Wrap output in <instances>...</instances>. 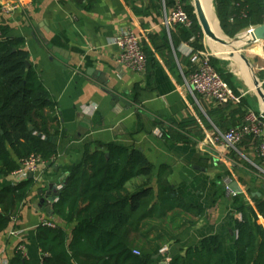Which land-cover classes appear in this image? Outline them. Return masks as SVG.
I'll list each match as a JSON object with an SVG mask.
<instances>
[{
  "label": "crops",
  "instance_id": "obj_1",
  "mask_svg": "<svg viewBox=\"0 0 264 264\" xmlns=\"http://www.w3.org/2000/svg\"><path fill=\"white\" fill-rule=\"evenodd\" d=\"M174 3L0 0V7L9 11L1 15L0 24L9 28V37L25 38L30 63L58 103L59 121L66 132V136L54 140L57 156L44 162L35 175V186L20 207L17 223L0 235V264H9L18 245L25 246L32 264H42L37 228L46 220L71 233L73 226L46 210L40 191L46 193L50 186L67 181L68 169L82 162L88 146L96 145L142 152L155 167L156 192L158 176L165 168L170 173L163 179L175 188L178 197L202 209L201 217L197 213L182 216L197 224L180 234L179 243L166 245L168 253L155 264H164L181 249L213 235L223 239L228 264H236L234 221L240 214L226 185L236 182L243 190L244 201L252 205V198H264L260 141L249 138L236 152L221 145L202 144L213 126L226 131L241 126L248 111L261 112L264 99L258 95V87L264 89V62L259 55L264 42L251 51L257 67L250 70L244 61V83L239 77L233 79L234 84L229 83L236 92L247 93L241 105L222 107L202 97L194 98L186 84L194 67L189 57L190 49H195L193 30L176 26L169 31L162 25ZM14 5L17 8L13 10ZM233 6L231 3L227 9L231 23ZM126 29L141 38L148 58L145 73H136L118 62L119 49L113 41ZM214 42L212 47L220 53L218 42ZM202 45L199 50L208 51L203 40ZM213 56L218 63L227 60ZM158 131L162 137L157 136ZM12 184L11 176H0V189ZM13 229L21 232L19 237L9 236Z\"/></svg>",
  "mask_w": 264,
  "mask_h": 264
},
{
  "label": "trees",
  "instance_id": "obj_2",
  "mask_svg": "<svg viewBox=\"0 0 264 264\" xmlns=\"http://www.w3.org/2000/svg\"><path fill=\"white\" fill-rule=\"evenodd\" d=\"M184 1L194 23L195 49H203L204 34L193 14L192 0ZM236 1L231 23L227 13L231 0H215L221 28L230 38L264 23V0ZM242 10L247 11L246 19ZM0 31V176L9 177L31 155H40L45 162L53 160L58 154L54 140L66 132L53 94L38 71L27 67L30 54L25 38L9 37V28L2 24ZM212 62L217 69L218 60ZM154 170L136 149L88 146L82 162L68 169L52 210L73 226L71 233L58 225L37 228L42 264H155L166 245L179 243L180 234L197 224L182 216L197 213L201 217L202 209L178 197L163 179L170 173L165 168L158 176L156 192ZM34 186L35 180L28 179L0 189V235ZM233 201L241 215L234 221L236 264H264V198H252V205L239 194ZM19 246L9 264H32ZM168 264H228L225 243L220 236H208L181 249Z\"/></svg>",
  "mask_w": 264,
  "mask_h": 264
},
{
  "label": "built area",
  "instance_id": "obj_3",
  "mask_svg": "<svg viewBox=\"0 0 264 264\" xmlns=\"http://www.w3.org/2000/svg\"><path fill=\"white\" fill-rule=\"evenodd\" d=\"M174 7L170 14H167L163 20L162 25L169 31L176 27L182 26L188 29L193 28V19L186 11V5L183 0H174ZM14 5L11 9H16ZM9 11L4 7H0V18L3 13ZM242 18H247V11H241ZM233 22V19H232ZM257 26H250L245 29L242 36H249L252 41V46L259 44L261 41H254L252 34ZM0 31V38L2 37ZM113 45L119 49L118 62L131 69L136 73H145L148 65V58L145 53L144 47L141 42V38L136 35L132 30L126 29L120 32V34L114 39ZM253 46V47H254ZM264 47V46H263ZM189 57L193 64V71L187 79V87L194 98L202 97L203 99L213 101L214 103L224 107L229 105H241L243 99L246 97L245 92H236L231 85L221 76L216 67L213 65V54L209 51L190 49ZM158 137H162V133L158 131ZM253 138L259 140L258 153L261 158L264 159V106L260 113L248 111L245 116L244 123L226 131H223L215 126L208 133L206 141L203 146L208 145H221L227 150L238 151L240 145ZM45 140L46 137L42 136ZM44 160L40 155H31L19 163V167L10 176L13 184L21 181L28 180L31 174L36 175L40 167L44 164ZM230 182L227 183L226 188L232 197H236L238 194L229 189ZM57 192L61 191L62 184L57 187ZM59 198L57 197L54 204L57 203ZM241 218V215H239ZM17 216H13L11 224L14 226L17 223ZM42 224L54 227L55 224L51 221H44ZM21 232L17 229H13L9 232L10 237H19ZM19 249L22 254L27 258L26 248L24 245H20ZM168 247H164L161 250L162 255L168 253ZM170 259L164 261V264H168Z\"/></svg>",
  "mask_w": 264,
  "mask_h": 264
},
{
  "label": "water",
  "instance_id": "obj_4",
  "mask_svg": "<svg viewBox=\"0 0 264 264\" xmlns=\"http://www.w3.org/2000/svg\"><path fill=\"white\" fill-rule=\"evenodd\" d=\"M193 1L195 2V0H193ZM193 6L195 7V14L197 16V20H198L199 25L202 29V32L205 34V36L207 38L214 40L215 42H218L221 49L224 47L235 48V45L238 44L240 42V40L244 37V36L240 35L239 37H235L233 40L229 39V37L222 30L220 22H219L221 31L225 37V38H220L218 35H216L212 31L210 25L206 21V16H205V13H204L201 5L198 3V4H194ZM252 37H253L254 41L264 42V23L262 25H258L255 28L254 33L252 34ZM251 44H252V41H249L248 45H251ZM49 49H52L56 53V57L59 61L64 62V60L58 56V54H57L58 52L55 49H53L52 47H49ZM229 56L231 58H234L235 54L231 53ZM243 58L248 63V60L245 57H243ZM31 66H32L31 63L27 62V67L30 68ZM258 84H259L258 81H256L257 86H258ZM258 95L262 99H264V89L262 87H258ZM112 97L114 99H118L117 96H115V95H112ZM32 130H33V127H30V131H32ZM29 179L35 180V175L31 174ZM229 189L238 195L243 193V190L240 188V186L236 182H232L229 185ZM40 195L42 196L41 203L46 206V210L48 212L53 214L52 210L54 207V202H55L56 198L58 197L56 187L50 186V190L48 192L45 193L44 191H40ZM257 195L259 197L262 196L260 193H257Z\"/></svg>",
  "mask_w": 264,
  "mask_h": 264
},
{
  "label": "rangeland",
  "instance_id": "obj_5",
  "mask_svg": "<svg viewBox=\"0 0 264 264\" xmlns=\"http://www.w3.org/2000/svg\"><path fill=\"white\" fill-rule=\"evenodd\" d=\"M185 5H188V2L187 1H183ZM231 3L232 4H235L237 3L236 0H231ZM194 5V1L192 0L191 1V7L193 8V14L196 16L195 14V7L193 6ZM214 8H215V12H216V16L218 18V21L220 22L219 20V17H218V14H217V5H216V2L214 0ZM197 17V16H196ZM199 23V22H198ZM243 32V31H242ZM241 32V33H242ZM237 34L235 37H239L240 34ZM204 34V33H203ZM234 37V38H235ZM234 38H230L231 40H233ZM210 39L207 38L204 34V38H203V43L205 44V46L208 48V51L211 52L213 55H215L216 57H225L227 60L226 61H223L221 63H218L217 64V68L219 69L222 77L228 82V83H233L234 84V81L233 79H236L237 77H239V79H244L245 76L242 74L241 72V69H239L240 67L238 66V59H241L243 61L245 57L249 62L247 63L245 61V63L248 65V67L250 69H253V66L257 67L258 66V61L256 59V57H252L254 56L255 54H253L251 51L252 49L255 50V46H251V45H243V46H238L237 44L235 45V48H228V47H224V51L223 52H220L218 53L216 50V48H213L210 44ZM220 48V46L218 47ZM232 53L235 54V57L234 58H231L229 55ZM257 52V50H256ZM238 56V57H237ZM261 57V60L262 62H264V51H262V54L259 55ZM238 58V59H237ZM253 58V59H252ZM236 59V60H235ZM252 65V66H251ZM228 73V74H227ZM227 74V75H226ZM236 81V80H235ZM243 81V80H242ZM241 81V82H242ZM244 83V81H243ZM252 94L254 95L255 93L252 92ZM257 112H259V110H255ZM228 257V256H227ZM228 259V258H227Z\"/></svg>",
  "mask_w": 264,
  "mask_h": 264
},
{
  "label": "bare ground",
  "instance_id": "obj_6",
  "mask_svg": "<svg viewBox=\"0 0 264 264\" xmlns=\"http://www.w3.org/2000/svg\"><path fill=\"white\" fill-rule=\"evenodd\" d=\"M198 3L201 5V7L205 13V16H206V21L210 25L212 31L216 35H218L219 37L225 38L222 31H221V28L219 27L218 19H217L215 8H214V0H195L194 4H198ZM209 41H210V44L212 46V43L214 42V40L210 39ZM249 41H250V37L244 36L237 45L243 46V45L248 44ZM214 43H216V42H214ZM216 45H217V47H219L218 43H216ZM221 52H223L222 49H221ZM237 61H238V66L240 67L239 69H241L244 73H246L248 65L246 66L244 61L241 59H238Z\"/></svg>",
  "mask_w": 264,
  "mask_h": 264
}]
</instances>
